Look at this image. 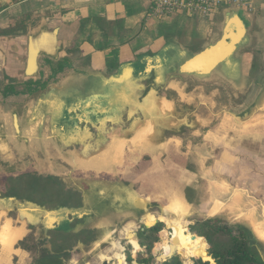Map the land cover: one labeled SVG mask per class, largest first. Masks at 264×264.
Segmentation results:
<instances>
[{
  "label": "rangeland",
  "instance_id": "374dc122",
  "mask_svg": "<svg viewBox=\"0 0 264 264\" xmlns=\"http://www.w3.org/2000/svg\"><path fill=\"white\" fill-rule=\"evenodd\" d=\"M67 53L59 61H64L63 70L58 71L59 64L51 66L52 76L43 79L34 93L5 97V88H0V127L4 125L13 152L12 160L0 153V264H36L49 258L62 264H138V254L148 256L140 242L151 217L165 225L162 240L151 251V264H163L158 259L170 247L183 254L179 255L183 264H194L197 258L174 248L183 237L194 242L200 241L199 236L205 241L201 242L205 253L208 247L210 253L214 246L207 236L193 229L211 219L254 233V203L261 214L264 211V186L254 191L255 174L264 179V65L260 58L255 72L254 66L246 72L242 86L237 77L233 83L225 74L203 82L179 77L175 65L169 74H156L163 76L162 85L155 75L123 88L128 73L112 81L106 75V81L98 80L86 60L75 61L72 51ZM188 96L193 97L190 103ZM151 97L172 108L169 118L154 117L153 131L146 112ZM44 106L48 109L42 118ZM14 115L28 144L14 138ZM55 127L68 143H56L50 135ZM64 178L86 195L67 186ZM112 188L142 206L114 198ZM100 192H106V201ZM98 201L101 206L95 207ZM29 204L86 212L90 205L94 213L101 214L105 207L108 212L88 230H83L86 217L69 222V234L45 232L39 224L30 223L33 213H21V207ZM174 220L176 227L186 226L183 237L176 234L175 226L169 228ZM18 231L20 238L9 245L6 235ZM129 232L136 234V241L128 239ZM215 241L222 248L230 244L226 233Z\"/></svg>",
  "mask_w": 264,
  "mask_h": 264
},
{
  "label": "crops",
  "instance_id": "0c3cea01",
  "mask_svg": "<svg viewBox=\"0 0 264 264\" xmlns=\"http://www.w3.org/2000/svg\"><path fill=\"white\" fill-rule=\"evenodd\" d=\"M153 7L152 0H0V88L33 80H21L24 61L18 50L25 48L28 33L42 24L48 33L56 30L65 43L71 38L69 45L65 44V57L71 50L75 61L86 60L89 72L96 79L104 80L106 75L108 81H112L128 73L130 80H124L123 88L135 80L169 74L175 65H178L176 74L179 77L206 81L181 75L179 66L187 58L220 41L225 34L238 36L243 32L236 53L239 72H233L239 79V86H242L246 72L252 71L253 66L255 72L256 59L260 58L259 62L264 65V0H252L248 6L225 1L213 6L206 16L191 11L154 15ZM29 16L33 17L31 22L35 24L8 32ZM4 31L7 33L1 34ZM57 63L43 61L41 77L33 81H46L53 74L51 66ZM156 82L162 85L163 76L156 75ZM259 179V175L255 174V193L260 184L264 186V179ZM261 190L264 193V188ZM259 200L262 202L263 199ZM22 214L27 216L28 212ZM33 214L38 219L44 215L46 223L55 221L54 216L50 218L51 214ZM21 233L11 232L6 235L5 241L7 237L12 238L13 242L9 239L7 242L13 245ZM253 234L256 239L254 249L264 261V211L261 214L255 203Z\"/></svg>",
  "mask_w": 264,
  "mask_h": 264
},
{
  "label": "water",
  "instance_id": "95a60500",
  "mask_svg": "<svg viewBox=\"0 0 264 264\" xmlns=\"http://www.w3.org/2000/svg\"><path fill=\"white\" fill-rule=\"evenodd\" d=\"M46 26L42 24L40 27L30 31L27 35L26 45L24 49L18 50L24 65L21 66L22 72L24 75L21 80L27 79H39L43 72V61L59 62L65 57L66 45H69L70 39H67L65 43L56 32V30L51 32H46ZM243 38V32H240L238 36H231L230 34H225L220 41L207 47L205 50L199 54L189 57L179 66V73L181 75L194 76L200 79H209L216 74H225L228 79L230 74L224 69L233 68L234 61H236V53L238 52V46L240 45ZM185 55V54H184ZM215 56V60L212 61L211 57ZM149 74V72H148ZM116 80V79H115ZM161 80H159L160 82ZM64 183L67 186H73L76 191L86 195L84 189H79L75 186L74 183L63 179ZM88 186H93L97 183L83 182ZM104 185V183H102ZM109 185V184H108ZM101 186V185H100ZM100 195V193H99ZM14 200V199H11ZM26 208L28 212L39 213V214H51L55 217V221L51 223H46L45 217H41L36 221V218L33 217L30 219V223L33 226L39 224L45 232L48 231H61L68 232V227H66L69 222L73 223L74 220H83L86 217L87 219L86 226L83 227V230H88V228H94V226L99 225V220H101L108 209L104 208V211L101 214H96L93 211H82V210H69L68 208H58L57 210H46V208L39 207L35 204H29L22 207ZM95 216V217H91ZM91 217V218H90ZM64 219V224L61 223V219ZM150 227V226H148ZM245 228V227H244ZM252 245L254 246V234L252 231H249L246 228ZM183 255L180 252L174 253L172 256H161L158 261L166 262L168 259L176 256ZM205 262H210L216 264V261L212 256L201 258Z\"/></svg>",
  "mask_w": 264,
  "mask_h": 264
},
{
  "label": "trees",
  "instance_id": "16d2710c",
  "mask_svg": "<svg viewBox=\"0 0 264 264\" xmlns=\"http://www.w3.org/2000/svg\"><path fill=\"white\" fill-rule=\"evenodd\" d=\"M33 20L32 16L27 17L26 19L19 21L16 23L8 32H14L17 31V29H26L28 25L31 23L35 24V22H31ZM7 32H2L1 34H5ZM68 62V60H66ZM65 62V63H66ZM50 64H52L51 61H49ZM63 62H59L55 65L59 64L58 71H62L64 68ZM54 65V64H53ZM41 81H33L29 80L26 82L20 83L18 86L22 87L23 90L20 92L17 90V85H9L5 87V90L3 92V95L5 97L8 96H17L20 94H32L34 93L39 87ZM36 89V90H35ZM115 188L118 187L117 185H113ZM113 190V191H112ZM112 195L116 199H121L122 201L130 200L135 201L130 196H127L125 192L118 191L117 189L112 188ZM110 191V192H111ZM136 202V201H135ZM137 205H141L143 203L136 202ZM150 227H146L143 233L141 234V242L140 245L142 248H144L147 252L148 256H144L142 253L138 254L137 260L139 261L138 264H151L153 258L150 256L151 251L154 247V245L158 242H160L163 238V231L165 225L162 222H159L157 224L149 225ZM203 228L208 229V231H204ZM193 232H200L203 233L207 238L209 239V244L213 245V250L208 252L209 247L207 248V255L212 256L214 260L216 261V264H264V261L261 259L259 254L254 249V246L252 245V242L250 240L249 234L243 226H238L236 228H231L227 226H221L219 219H211L206 222L205 225L202 226V228L193 229ZM222 233H226V235L230 239V244L226 248L219 247L215 241V238ZM197 236V235H196ZM200 241L194 240V242L201 243L204 241V239L197 236ZM214 241V242H213ZM205 245L204 243H201ZM167 254V253H166ZM128 261L132 262L134 261L132 259V254H128ZM197 259H195L194 264H212L210 262H205L201 258H205L203 256H193ZM36 264H62L60 260L56 259H44L39 260ZM129 264V263H128ZM163 264H183L182 259L179 255H176L170 259H168Z\"/></svg>",
  "mask_w": 264,
  "mask_h": 264
},
{
  "label": "bare ground",
  "instance_id": "6f19581e",
  "mask_svg": "<svg viewBox=\"0 0 264 264\" xmlns=\"http://www.w3.org/2000/svg\"><path fill=\"white\" fill-rule=\"evenodd\" d=\"M212 59V61H214L215 60V56H213V57H211ZM234 67L233 68H229L228 70H227V72L230 74V77H229V79L230 80H233V78H235L236 76H234L233 74V72H234V70H235V72H236V74H238V68H239V62H238V60H237V58H236V61H234ZM93 83V82H92ZM111 88V87H110ZM115 94V93H114ZM61 95V94H60ZM55 96H57L56 94L53 96V99L55 98ZM52 97V96H51ZM56 99V98H55ZM192 100H193V97H189V99L187 100L188 101V103H190V102H192ZM150 102H148L147 103V105H148V109H147V113H149L148 115L150 116V121H151V130L153 131V127L155 126L154 124H152V122H155V119H154V117L155 116H157L156 118L157 119H159L160 117H162V116H165V118H167L170 114H171V110H172V108L171 107H169L167 104H165L164 102H158L156 99H155V97H151L150 98V100H149ZM48 104V106H49V103H47ZM54 104V103H53ZM50 105H52V104H50ZM189 107V106H188ZM144 108V107H143ZM42 111H41V116H42V118H43V115L45 114V113H47V107L45 108V106L44 107H42ZM146 109V108H145ZM37 110V109H36ZM41 110V109H40ZM264 112V111H263ZM163 113V114H162ZM160 114H162V115H160ZM257 116V115H256ZM176 117V116H175ZM13 129H14V134H15V140L18 142V143H25V144H28V140L26 139V138H24L23 137V135H22V131H21V128H20V124H19V122L17 121V117H16V115H14L13 117ZM97 118H98V116H97ZM164 118V119H165ZM169 118V117H168ZM252 118V117H251ZM257 118V117H256ZM37 119V118H36ZM36 119H34V121H33V123H37V121H36ZM86 119V118H85ZM166 120V119H165ZM168 120V119H167ZM166 120V121H167ZM182 121V120H181ZM41 122H42V120L39 122L40 124H41ZM249 122V121H248ZM170 123H172V122H170ZM178 127V126H177ZM12 129V130H13ZM58 128H54L53 130H52V133L50 134L52 137H53V139L56 141V143L57 144H59V145H61L62 146V144L65 142V143H68L70 140H68V138H67V136H58V134H57V132H58V130H57ZM50 138V137H49ZM149 139V138H148ZM149 144V143H148ZM11 152H12V150H10V147H9V145H8V141H7V139H6V136H5V134H4V125L2 124L1 125V127H0V153H1V155L3 156V158H6V159H9V160H12V158H11ZM13 153V152H12ZM13 155V154H12ZM119 156V155H118ZM104 160V159H103ZM111 160V159H110ZM116 163H117V161H115ZM106 192H100V195H99V197L100 198H103V200L104 201H106L104 198L106 197ZM88 197V196H87ZM102 200V199H101ZM2 201L4 202V204L7 202V200L6 199H2ZM101 202H103V201H101ZM8 205V204H7ZM101 206V203L98 201V203L96 204V206L95 207H97V206ZM89 207L90 208H88V210L87 211H92V207L89 205ZM97 210V209H96ZM94 211V210H93ZM25 212H28V210L26 209V208H22L21 207V213H25ZM29 215V214H28ZM31 215V214H30ZM29 215V216H30ZM48 215H50V214H48ZM47 215V216H48ZM35 218H36V221H37V217L36 216H34ZM33 218V217H32ZM50 218H52V215H51V217ZM31 219V218H30ZM61 219V223H63L64 224V219L63 218H60ZM48 222V221H47ZM54 222V221H53ZM156 222H157V220L154 218V217H151V218H149L148 220H147V225L149 226V225H153V224H156ZM176 221L174 220V221H170L169 222V224H168V226H169V228L170 229H172L173 230V228H172V226H175V231H176V234H180L182 237H183V234L185 233V227L181 224V226L180 227H176ZM179 235V236H180ZM181 237V238H182ZM136 238H137V236H136V234H134L133 232H129L128 233V239L130 240V241H136ZM183 240H184V242H183ZM183 240H182V242H180V243H176V244H174V248L175 249H180V250H182L183 252H184V254H185V256L186 257H191V256H198V255H200V256H203V257H206V255H207V253H205V246L203 245V244H201V243H196V242H189L188 240H186V239H184V237H183ZM180 241V240H179ZM187 246L189 247V248H187ZM123 249V248H122ZM133 249H135V248H133ZM174 250H173V248L172 247H170L168 250H167V254H165V256L167 257V256H172L173 254H174ZM115 257V256H114ZM119 254H117L116 255V260L118 261L119 260ZM111 258V257H110ZM109 258V259H110ZM120 259H122V258H120ZM121 261V260H120ZM121 264V263H120Z\"/></svg>",
  "mask_w": 264,
  "mask_h": 264
},
{
  "label": "built area",
  "instance_id": "2783aa9c",
  "mask_svg": "<svg viewBox=\"0 0 264 264\" xmlns=\"http://www.w3.org/2000/svg\"><path fill=\"white\" fill-rule=\"evenodd\" d=\"M225 1L238 6H248L252 0H152V14L165 15L178 11H191L208 15L212 7Z\"/></svg>",
  "mask_w": 264,
  "mask_h": 264
}]
</instances>
